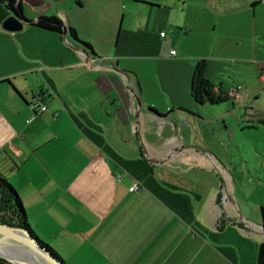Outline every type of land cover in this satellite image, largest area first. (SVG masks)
I'll use <instances>...</instances> for the list:
<instances>
[{
  "label": "crops",
  "instance_id": "1",
  "mask_svg": "<svg viewBox=\"0 0 264 264\" xmlns=\"http://www.w3.org/2000/svg\"><path fill=\"white\" fill-rule=\"evenodd\" d=\"M73 1L22 0L23 15L59 18L94 54L68 31L64 40L28 24L19 32L3 30L11 15L0 4V174L16 191L31 231L65 264H256L264 242L260 216L250 219L233 201L237 215L226 204L222 224L212 222L227 229L220 253L193 260V251L207 247V229L202 201L191 205L186 172L193 161L208 162L203 154L188 159L176 150L177 112L165 110L168 103L193 106L191 77L204 59L205 79L216 89L242 88L240 103L230 99L232 107L238 104L235 115L243 107L250 113L244 102L256 84L237 71L250 65V51L234 61L238 39L223 42L208 24L216 19L215 32L220 20L222 38L236 30L238 13L254 9L243 28L252 33V56H261L264 25L255 19L264 0L230 3L224 11L212 0H116L115 11L111 0H89V15L81 12L86 3ZM144 60L153 63L136 62ZM36 95L46 105L40 114L29 107ZM135 184L139 189L129 191ZM220 199L219 193L216 204ZM193 227L197 239L190 236Z\"/></svg>",
  "mask_w": 264,
  "mask_h": 264
},
{
  "label": "rangeland",
  "instance_id": "2",
  "mask_svg": "<svg viewBox=\"0 0 264 264\" xmlns=\"http://www.w3.org/2000/svg\"><path fill=\"white\" fill-rule=\"evenodd\" d=\"M75 1L77 0L73 2ZM82 1L86 3L87 7L82 9L81 12L89 15V8H92V4L89 0ZM111 1L108 4V8L111 11H115L117 2L116 0ZM219 1L222 2L220 3L223 9L221 11H224L226 9L225 6L230 3L245 4L251 0H212L214 4L218 3V5ZM254 17V9L238 13L236 30L232 33H224L222 38L219 37V35L223 34H221L222 30L219 28L221 23L218 21L220 20L217 19L218 28L216 27L215 32L211 22L216 19L209 17L208 24L209 31L213 36H217V39L225 42L229 40L231 35L238 39L237 47L234 48V58H232L234 61L243 59L242 56L250 51L248 57H245L251 62L250 65L240 64L237 70L245 73V76L249 77V79H254L256 84L252 96L248 101L244 102V106L249 108L250 113L244 115L245 109L243 107L244 110L241 109L240 114L236 116L235 111H238V104L235 103V106L232 107L231 101L203 106L196 104L193 99H191L193 106L191 105L190 109H179L177 106H172V104L168 103L165 110L166 114L171 113L168 110L177 112L173 123L177 129L180 128L181 130L179 133L177 132L178 144L176 150H181V152L191 155L188 159L194 158L196 160L193 155L203 154L204 159H207L208 162L193 161L186 172L191 205L195 207L199 201H202L201 224L207 229L206 236L202 237V241L207 243V247L197 254L194 251L193 254L191 253L194 261L200 260L203 255L211 256L216 251L220 253L219 249H221V246L219 245L222 243L220 238L226 235L227 229L225 227L224 230H216L212 222L218 221L222 224V221L225 220L223 217H225L226 213V204H230V208L236 214L237 210L236 206L232 204L233 201L242 211L246 210L250 219L254 221L259 220V203L264 204V82L259 81L260 67H262L261 73L264 76V64L262 65V62H264V47L260 46L263 48L261 49L263 53L261 56L258 53L252 56V39L248 41V37L250 35L252 37V33L247 32L243 28V24L252 22ZM263 19L264 7L257 8L255 19L257 25H264ZM263 36L264 34L259 36L262 41H264ZM261 40H256V42L259 43ZM256 47H259V45L256 44ZM136 62L142 65L153 63L152 60ZM234 78L236 83H241L235 76ZM159 99H162L161 95ZM160 103L165 109L162 101ZM146 109H149V107ZM160 123L158 124L160 128L170 126V123L168 124L167 122ZM206 153H210L212 156L209 157ZM199 192H202L203 195H199ZM214 193L215 195L212 198ZM219 193L221 199L216 204V198ZM197 220L199 221V218ZM220 231L223 233L214 235V233ZM189 233L193 239H197L200 236L199 230L195 227L191 228ZM0 243L4 244L1 241ZM6 245L11 246L10 253L12 255L19 257L18 254L21 253L27 260L26 264H42L40 260L35 259V254L29 253L30 248L25 246V242L21 238H18L15 242L9 240Z\"/></svg>",
  "mask_w": 264,
  "mask_h": 264
},
{
  "label": "trees",
  "instance_id": "3",
  "mask_svg": "<svg viewBox=\"0 0 264 264\" xmlns=\"http://www.w3.org/2000/svg\"><path fill=\"white\" fill-rule=\"evenodd\" d=\"M0 4L10 13L11 16L16 17L19 20H24L25 24L38 27L40 29L55 32L58 34L62 33L64 24L57 17H44L40 16L37 20L31 21L26 20L23 15L22 0H0ZM67 31L72 39L78 42L85 50L93 52L92 45L89 42L79 39L77 32L74 28L68 26ZM206 61L204 59L197 60L190 84V96L193 101L198 105H216L230 101L226 94V90L222 88L216 89V86L209 83L205 79ZM150 110L154 111L151 107ZM259 216L261 228L264 234V205L259 208ZM0 223L8 224L12 226H18L26 231L30 232L32 236L43 246H45L51 253L59 258L62 264H65L63 260L56 255L53 249L47 244L40 241L35 234L29 228L27 223L26 215L21 204V201L10 185L7 179L0 174ZM0 264H11L0 258ZM256 264H264V242L258 247Z\"/></svg>",
  "mask_w": 264,
  "mask_h": 264
},
{
  "label": "water",
  "instance_id": "4",
  "mask_svg": "<svg viewBox=\"0 0 264 264\" xmlns=\"http://www.w3.org/2000/svg\"><path fill=\"white\" fill-rule=\"evenodd\" d=\"M25 24L24 20H19L14 16L8 17L4 22L2 23V29L7 32H19L23 28V25ZM66 27H63L61 37L65 40L66 36ZM13 232L16 233H22L24 235V238H21L24 240L25 243L28 244V246L35 250V259L36 260H44L49 264H62V262L59 260V258L55 257L50 250H48L45 246L41 245L30 232L26 231L25 229L18 227V226H12L8 224L0 223V233L14 237L12 235ZM261 235L264 237L263 230L261 228ZM17 239L20 237L15 236ZM14 237V238H15ZM0 258L11 263V264H17L15 259L12 256H9L7 254H4L0 252Z\"/></svg>",
  "mask_w": 264,
  "mask_h": 264
},
{
  "label": "built area",
  "instance_id": "5",
  "mask_svg": "<svg viewBox=\"0 0 264 264\" xmlns=\"http://www.w3.org/2000/svg\"><path fill=\"white\" fill-rule=\"evenodd\" d=\"M163 37L164 34H161ZM171 56L175 55V52H170ZM242 88L240 86L231 87L228 90H226V94L229 98L236 101L237 103H240L242 101ZM43 97L41 95H36L32 101L29 103V107L34 112V114H40L41 112L46 110V105L42 101ZM208 155V154H207ZM139 189L138 185L135 184L133 187L129 189V191H137ZM243 226L247 229H249L248 224H243Z\"/></svg>",
  "mask_w": 264,
  "mask_h": 264
},
{
  "label": "bare ground",
  "instance_id": "6",
  "mask_svg": "<svg viewBox=\"0 0 264 264\" xmlns=\"http://www.w3.org/2000/svg\"><path fill=\"white\" fill-rule=\"evenodd\" d=\"M12 235H14V237L15 236H17V237H20V238H24V235L22 234V233H16V232H13L12 233ZM14 237H10V236H7V235H4V234H2V233H0V241L1 242H3L4 244H1L0 243V252H2V253H4V254H7V255H9V256H12L14 259H15V261L16 262H18V263H21V264H26L27 262V260L22 256V254L20 253V254H18L19 255V257L18 256H15V255H12L10 252H11V246L9 247V245H6V243H9V240L11 241V240H13V242H15V240H18L16 237L14 238ZM13 238V239H12ZM19 242V241H18ZM25 246H27L28 248H30L29 246H28V244H26L25 243ZM18 247H20V246H18ZM29 253H31V254H35L36 252H35V250H33V249H29ZM40 261H41V263L42 264H49V263H47L46 261H44V260H41L40 259Z\"/></svg>",
  "mask_w": 264,
  "mask_h": 264
}]
</instances>
